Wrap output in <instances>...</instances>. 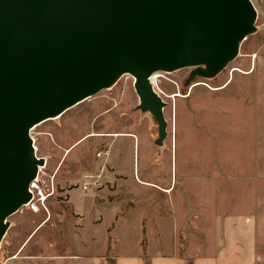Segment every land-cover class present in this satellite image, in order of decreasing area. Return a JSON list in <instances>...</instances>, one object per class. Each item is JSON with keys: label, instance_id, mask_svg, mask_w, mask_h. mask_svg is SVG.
Returning a JSON list of instances; mask_svg holds the SVG:
<instances>
[{"label": "rangeland", "instance_id": "rangeland-1", "mask_svg": "<svg viewBox=\"0 0 264 264\" xmlns=\"http://www.w3.org/2000/svg\"><path fill=\"white\" fill-rule=\"evenodd\" d=\"M252 1L257 8V28L222 71L213 77L197 74L190 79L192 71L201 66L193 65L155 74V89L165 102V139L160 140L153 114L139 108L131 74L32 130L37 156L46 159L40 176L46 199L40 201L37 193L31 205L8 218L0 264H77L74 255L106 253L108 241H116L110 235L119 238L112 244V256L137 250L139 236L131 218L122 219L112 233L107 230L110 217L104 221L103 215L88 217L94 224L103 223L90 226L83 235L84 224L91 221L79 212L90 207L86 197L96 188L91 186L86 193L82 181L102 165L103 188L113 186L115 194L110 199L120 201L119 213L129 201L123 181L146 176L144 164L153 180L162 167L166 173L172 165L175 172L176 164L178 178L190 174L231 181V199L238 193L244 210L252 211L258 203L264 213V0ZM100 151L102 157L97 155ZM113 158L123 172L115 171ZM223 189L228 190L225 185L213 192ZM144 198L146 203L154 202L151 195Z\"/></svg>", "mask_w": 264, "mask_h": 264}, {"label": "water", "instance_id": "water-1", "mask_svg": "<svg viewBox=\"0 0 264 264\" xmlns=\"http://www.w3.org/2000/svg\"><path fill=\"white\" fill-rule=\"evenodd\" d=\"M256 20L252 0H0V243L45 164L32 127L129 73L165 139V102L150 76L193 65L190 79L215 76Z\"/></svg>", "mask_w": 264, "mask_h": 264}, {"label": "crops", "instance_id": "crops-1", "mask_svg": "<svg viewBox=\"0 0 264 264\" xmlns=\"http://www.w3.org/2000/svg\"><path fill=\"white\" fill-rule=\"evenodd\" d=\"M164 152L165 149L163 155ZM113 159L115 171L123 172ZM146 166L143 168L146 176L123 181L129 194L123 213H119L120 201L110 199L115 194L113 186L91 191L86 197L90 207L79 212L84 220L97 215H103V221L110 217L107 226L110 232L122 219L131 218L139 236L137 250L112 256V244H117L119 238L110 235L116 241H108L106 253L74 255L77 264H109L110 258L114 264H186L187 259L191 264H264V213L258 210V203L254 210H244L243 197L238 193L231 199L228 195L233 182L190 174L178 178L176 164L175 172L172 165L166 173L162 167L153 180ZM139 174L142 175L141 171ZM223 184L228 190L213 192V188L218 191ZM149 195L154 202L146 203L144 197ZM98 202L100 205L95 206ZM102 223L84 224L83 235L90 226Z\"/></svg>", "mask_w": 264, "mask_h": 264}, {"label": "built area", "instance_id": "built-area-1", "mask_svg": "<svg viewBox=\"0 0 264 264\" xmlns=\"http://www.w3.org/2000/svg\"><path fill=\"white\" fill-rule=\"evenodd\" d=\"M151 76H150V80H151ZM152 85H153V83H152ZM33 129H34V127L31 128V132H32ZM31 136L33 138V144H34L35 153H36V151H37V147L35 146L36 141H35V138L33 137L32 134H31ZM104 154L107 155L108 152L106 151V152H104ZM36 155H37V153H36ZM97 155L99 157H102L103 152L100 151V152H98ZM45 166H46V161H45V164L39 165V171H38L37 177L31 182L30 191L32 193V198H31V200L28 203H31V204L33 203L37 193L39 194L38 198L40 199V201H44L45 200V199H43L44 193H43V191L40 188V181H41L40 180V176H41V173L44 172ZM104 170H105V165H102L101 168L97 172H95L93 174L86 175L85 179L82 181V188L85 191L90 190L91 186H94L97 190L103 188V186L105 184V181H104V178H105ZM32 207H33V205H32Z\"/></svg>", "mask_w": 264, "mask_h": 264}, {"label": "bare ground", "instance_id": "bare-ground-1", "mask_svg": "<svg viewBox=\"0 0 264 264\" xmlns=\"http://www.w3.org/2000/svg\"><path fill=\"white\" fill-rule=\"evenodd\" d=\"M157 72H155V73H153L152 74V76H151V82L153 83V88H154V90L156 91V89H155V85H156V79H157V77H158V75H155ZM126 74H129V73H124V74H122L111 86H109L107 89H111V88H113L117 83H118V81L124 76V75H126ZM135 78V77H134ZM157 92V91H156ZM159 94V93H158ZM178 95V94H177ZM86 101V100H85ZM84 102V101H83ZM80 103H82V102H80ZM79 103V104H80ZM78 105V104H77ZM150 112V111H149ZM66 113V112H65ZM64 114V113H63ZM62 114V115H63ZM62 115H60V116H57V117H53V118H50V120H52V119H56V118H59V117H62ZM45 122V121H44ZM43 122H41V124H42ZM38 125H40V123H38V124H36L35 126H34V128L36 127V126H38ZM45 161H46V159H45ZM45 195V194H44ZM43 199H46V197L44 196L43 197ZM26 205H31V203H28V204H26ZM33 209H34V211L36 212V211H38V205L37 204H33V207H32Z\"/></svg>", "mask_w": 264, "mask_h": 264}, {"label": "trees", "instance_id": "trees-1", "mask_svg": "<svg viewBox=\"0 0 264 264\" xmlns=\"http://www.w3.org/2000/svg\"><path fill=\"white\" fill-rule=\"evenodd\" d=\"M113 259H109V264H114L113 262L114 261H112ZM186 264H191V262L187 259V263Z\"/></svg>", "mask_w": 264, "mask_h": 264}]
</instances>
